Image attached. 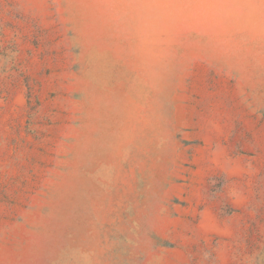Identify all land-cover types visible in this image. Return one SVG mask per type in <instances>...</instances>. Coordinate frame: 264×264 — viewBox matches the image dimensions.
<instances>
[{
	"label": "rangeland",
	"instance_id": "obj_1",
	"mask_svg": "<svg viewBox=\"0 0 264 264\" xmlns=\"http://www.w3.org/2000/svg\"><path fill=\"white\" fill-rule=\"evenodd\" d=\"M0 264H264V0H0Z\"/></svg>",
	"mask_w": 264,
	"mask_h": 264
}]
</instances>
